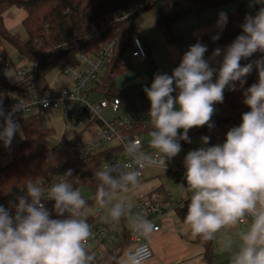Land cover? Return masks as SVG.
Listing matches in <instances>:
<instances>
[{"label": "clouds", "instance_id": "clouds-1", "mask_svg": "<svg viewBox=\"0 0 264 264\" xmlns=\"http://www.w3.org/2000/svg\"><path fill=\"white\" fill-rule=\"evenodd\" d=\"M254 2L264 4V0ZM227 22V14L219 13L217 27L223 29ZM241 28L242 34L228 46L218 70L204 59L207 45L198 41L171 75L156 74L144 91L155 128L151 144L167 157H175L182 150L179 141L190 142V129L213 127L214 105L223 102L225 89L237 91V82L243 89V103L250 111L242 114L240 125L226 133L224 143L191 150L185 156V180L193 192L185 222L194 236L203 234L211 239L222 227L234 225L251 213L254 222L243 235L244 247L233 264H264V55L243 66L240 63L257 52L264 53V7L255 15H246ZM219 38V33L212 36L213 41ZM220 51L215 49L213 55H220ZM254 68L258 82L244 89ZM174 91L176 97L172 95ZM16 110L14 107L13 112ZM0 116L4 117L0 139L10 146L19 124L12 119V113L5 116L2 105ZM201 139L208 144L210 138ZM139 143L133 141L132 148H138ZM100 175L111 182L107 174ZM126 179L134 182L136 176L131 174ZM28 194L32 201L21 197L15 216L0 205V264H84L83 242L90 234L88 224L75 218L53 219L39 199V188L29 184ZM50 194L59 214L69 208L79 209L85 203L67 183H57ZM111 215H121L119 205ZM151 230V224L146 223V231ZM135 256L133 264H139Z\"/></svg>", "mask_w": 264, "mask_h": 264}, {"label": "trees", "instance_id": "trees-1", "mask_svg": "<svg viewBox=\"0 0 264 264\" xmlns=\"http://www.w3.org/2000/svg\"><path fill=\"white\" fill-rule=\"evenodd\" d=\"M233 0H0V42L11 45L20 60L27 61L31 68L24 76L19 77L17 83H12L6 76V68L10 58L7 53L0 51V101H5L9 91H21L22 84L32 79L36 84L54 69L62 72L70 64H78L81 54H96L103 46L116 39L112 55L106 63L103 73L94 84V89L105 96H120L126 100L132 109L137 108V100L144 102L141 95H132L130 90H122L118 86V78L130 70L126 57L133 48L135 38L145 42V32L139 25V18L146 12H151L159 25L160 31L168 43H175L182 37L177 22L188 15H201L204 11L213 9ZM22 7L27 14L22 25L27 33L21 38L18 33H11L4 24L3 15L11 7ZM123 10L126 15L121 19H107V15ZM227 25L216 31L205 34L195 40L207 45L205 54H211L222 45L233 42L242 34L241 25L245 16L249 14L246 9L239 8L226 13ZM219 19V18H218ZM219 33L220 38L213 41L212 36ZM145 45V44H144ZM146 47V46H145ZM147 48V47H146ZM260 52L254 54V59ZM258 82V73L254 68L247 77L244 89ZM21 83V85H17ZM224 92V100L217 103L214 108L219 115L212 119L213 127L203 126L188 131L190 142L180 140L181 148L202 137H209L207 147L225 142L226 133L232 127H238L241 117L250 109L243 103V89ZM47 87V85H45ZM23 132L22 141L13 149L12 160L0 168V205L14 197L19 204L21 197L31 199L28 194V185L39 188L40 184L62 163L64 167L65 182L73 191L79 190L81 185L89 186L96 196L103 191L104 198L111 190H123L118 181L102 168L103 162L120 147L106 148L86 156H72L69 146L72 139L65 135L55 146L48 145V138L53 128L46 125L41 115H28L18 121ZM155 130L151 121L138 130L142 138ZM182 133V132H181ZM79 140L80 135L74 137ZM146 145V143H145ZM144 145V146H145ZM158 150V149H154ZM101 173L107 174L111 182L102 179ZM40 190V189H39ZM84 205L79 209H66L62 214L57 213L55 201L48 202L46 208L51 218L65 219L79 212L95 199H85ZM98 199V198H96ZM190 198L183 200V205L176 212L182 220L187 215ZM125 218V217H124ZM96 217L90 216L85 220L89 226V233L96 224ZM126 219V218H125ZM124 232L127 234V219L123 222ZM196 242L203 246L206 264L214 260L213 234L206 239L203 234L196 235ZM121 253L117 248L108 251L99 264H117ZM84 264H92L89 261Z\"/></svg>", "mask_w": 264, "mask_h": 264}, {"label": "built area", "instance_id": "built-area-1", "mask_svg": "<svg viewBox=\"0 0 264 264\" xmlns=\"http://www.w3.org/2000/svg\"><path fill=\"white\" fill-rule=\"evenodd\" d=\"M125 15L126 13L123 10H118L108 14L106 17L107 19H121ZM115 42L116 39L108 41L96 54H81L78 64H70L62 71V74L66 76V80L60 83L57 88L49 89L45 85L38 86L30 79L22 84L23 88L21 91H9L7 99L0 101V105L4 109L5 116L12 113V119L15 122L28 115L45 117L47 110L59 109L62 118L75 129L80 126L88 127L94 125L95 128L91 132V137L87 140L82 138L75 140L74 137L77 133L69 135V139H72V143L69 146L70 154L82 157L106 148L120 147L119 151L112 153L116 158L111 161H109V158L106 159L102 164V168L125 188L131 183V181L126 179L128 175L135 174L136 178H143L148 167L160 164L162 153L159 150H153L149 160L139 156V152L144 147V142L138 130L151 121L149 117L150 103L140 102L137 104L136 109L128 107L124 110L126 113H120L124 102L122 97L105 96L103 94L99 97L93 96L94 92L98 93L94 89V82L103 73L105 65L112 55ZM130 57L135 61L148 59V51L140 38L134 39ZM253 59L254 54L247 59H242L240 63L243 66L252 62ZM36 66V63H32L28 69H17V80L14 83H17L19 77L24 76L31 68ZM8 69L9 65L5 70L6 73ZM17 85L19 86L21 83ZM13 93H16V100L12 96ZM14 107L17 110L13 112ZM102 110H109L117 114V116L112 120H107L102 116ZM113 141L116 142L115 145L106 147V144ZM133 141L140 142L138 148H132ZM1 153L12 152L5 147ZM122 155L125 156L124 160L121 157ZM164 167L171 173H180L185 176L184 163ZM64 182V167L60 163L40 184L39 199L45 207L48 202L53 201L50 189L57 183ZM28 201L31 202L32 198L28 199ZM2 205L9 210L10 215L15 216L19 204L14 197L6 199ZM182 205L183 200L180 199L171 204L166 203L163 196L156 191L139 194L133 204L124 202L123 209L127 211L125 218L129 225L127 234L124 230L117 232L109 223H96L87 240L83 242L86 246H89L92 241L96 243L95 246L93 245L85 251V260L92 264H99V260L108 252V245L114 246L119 242L129 240L134 244L128 254L130 263L133 264L132 257L137 252L140 255L135 256V258L139 260V264L143 263L153 255L152 247L144 239V234L147 232L146 223L151 224V231H160L163 218L168 213L176 211ZM254 219L255 217L251 213H246L240 220L248 222Z\"/></svg>", "mask_w": 264, "mask_h": 264}, {"label": "crops", "instance_id": "crops-1", "mask_svg": "<svg viewBox=\"0 0 264 264\" xmlns=\"http://www.w3.org/2000/svg\"><path fill=\"white\" fill-rule=\"evenodd\" d=\"M233 1L204 11L199 16L188 15L179 20L177 27L182 37L175 43L167 42L160 31L155 16L151 12L141 15L139 25L145 32L144 44L147 47L148 59L145 61H135L130 57L129 53L126 59L130 64V70L123 74H128V76L121 83L118 82L119 88L130 90L133 96L140 94L144 102L150 103L144 88L151 86L154 76L158 73L171 75L173 70L178 67L183 55L189 50L190 46L195 44L194 42L197 38L216 31L218 29L217 21L219 13H228L243 6L234 5ZM26 14V10L22 7L13 6L9 8L3 15L6 28L11 33H14V30L22 25ZM232 43L222 45L219 48L221 51L218 56H214V52L205 54L204 59L209 63L211 68L219 69L226 50ZM262 55L264 53H260L257 59ZM257 59H253L252 61ZM215 79L216 77H213V82H215ZM226 91L227 89H225ZM100 95H102L100 92H94L93 96L99 97ZM172 95L176 97L177 92L174 91ZM123 100V108L126 110L130 105L125 99ZM138 101L140 99L137 100V103H139ZM218 115L219 110L215 108L212 119ZM181 132L183 130H180ZM149 137H151V133L142 138L144 145L145 143L146 145L139 152V156L147 160L151 159V153L155 149L149 142ZM201 147L206 148L207 146L199 138L194 140L190 146L182 148L175 157H167L161 152L160 164L148 167L145 170L143 178H136L127 187H130L132 189H130L131 192L136 196L152 191L159 192L168 204L178 199H191L193 192L189 190L185 176L180 173H171L164 166L184 163L185 156L189 151ZM257 208L259 209V205ZM124 217L122 218V225L117 232L124 230L123 222L126 220ZM253 222L254 220L248 222L239 220L236 224L226 225L213 234L214 260L212 264H233L235 256L244 247L242 237L250 231ZM144 239L152 247L153 255L141 264H206L203 246L196 242V236L192 234L191 226L185 220H182L176 211L168 213L163 218L160 231H147L144 234ZM95 244L94 242V246ZM133 246V242L126 240L114 246L108 245L107 251L117 248L121 253V259L117 264H131L128 254Z\"/></svg>", "mask_w": 264, "mask_h": 264}, {"label": "rangeland", "instance_id": "rangeland-1", "mask_svg": "<svg viewBox=\"0 0 264 264\" xmlns=\"http://www.w3.org/2000/svg\"><path fill=\"white\" fill-rule=\"evenodd\" d=\"M234 5L242 6L241 8L246 9L249 14L255 15L260 7H264V4L255 3L254 0H235L233 1ZM232 4V5H233ZM14 33H18L21 38H25L27 33L24 27L21 25ZM0 51H4L8 54L10 61H9V69L6 73L7 78L14 83L17 80L16 69L23 68L28 69L30 64L27 61H20L17 58V53L15 49L11 45H7L5 42H0ZM128 74L120 76L118 78V82L121 83ZM66 80V76L62 74V72L58 71L57 69L52 70L49 72L44 79H41L38 83V86L47 85L50 88H57L60 83H63ZM13 98L16 100L17 96L16 93H13ZM125 109L122 108L120 113H126ZM119 113V114H120ZM118 114V115H119ZM102 116L105 117L107 120H112L117 116L113 112L109 110H102ZM45 123L48 127L53 128V132L51 136L48 138V145L55 146L65 135L69 138V135H74L75 133L80 135V138L87 140L91 137V132L95 128L94 125H90L88 127L80 126L76 127V129L66 122L62 116L59 109H49L46 111L44 117ZM19 130L15 134L12 143L10 146H5L4 141L0 139V168L7 165L12 160V153L2 154L1 151L3 148L7 147L13 151L15 147L22 141L23 139V132L19 122ZM4 126V117L0 118V131H2ZM81 133V134H80ZM152 137H149V142L151 143ZM116 142L113 141L111 143L106 144V147H112L115 145ZM152 150V149H150ZM122 159H125V156H121ZM114 155L109 156V161L115 159ZM130 187H126L123 190H111L104 198H100V196H96L92 189L87 185H81L79 187V194L85 199H95L93 202L85 206L79 212L73 214L69 218H75L78 220H85L90 216H97L94 220L95 223H110L116 231H119L122 225V218L125 216L127 211L123 209V203L129 202L133 204L135 198L137 197L133 194L130 190ZM133 194V195H132ZM135 195V197H134ZM98 198V199H96ZM120 206L121 215L118 218H114L111 213L112 210L117 206ZM11 208V207H8ZM94 245V241L90 242L89 246L83 244L84 250L86 251L88 248Z\"/></svg>", "mask_w": 264, "mask_h": 264}]
</instances>
